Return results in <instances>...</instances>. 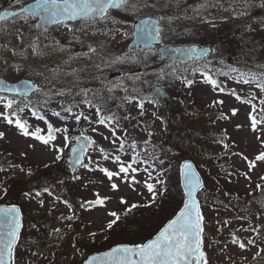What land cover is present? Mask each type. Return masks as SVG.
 <instances>
[{
	"label": "rangeland",
	"instance_id": "rangeland-1",
	"mask_svg": "<svg viewBox=\"0 0 264 264\" xmlns=\"http://www.w3.org/2000/svg\"><path fill=\"white\" fill-rule=\"evenodd\" d=\"M7 1L11 2L0 0V4ZM16 1L15 7L27 0ZM231 1L234 2L215 1L217 6L209 7L208 0H196L199 4L193 10L194 5L187 3L189 0H142L135 8L119 11L112 23L103 20L99 32L90 26L88 32L74 36L69 28L61 27L36 33L35 20L31 17L0 26V77L11 81L32 77L51 93L57 89H71L72 93H77L80 89L105 85L111 89L114 101L96 99L95 104L102 106L105 114L115 113L119 118L117 135L124 136L123 130L127 129L125 151L119 152V141L115 145L110 142L112 133L104 125L89 124L84 119L77 124L73 117L62 111L60 101H69V95H53L50 103L41 106L45 93H37L33 98L41 107L37 111L54 126L68 127L71 146L79 134H89L96 142L84 162L88 164L91 157L96 163L89 164V168L96 170L80 167L71 171L68 164L71 146L64 148L62 158L56 160L53 149L32 137L20 135L14 125H8L0 116V132L5 133L0 139V169H3L0 170V204L14 201L24 213L22 240L15 253L16 264H79L88 256L85 255L88 248L101 251L152 226H159L165 219L162 217L170 212L168 210L180 202L177 168L186 159L195 161L204 179L205 188L199 198L204 218L202 245L208 264H264V180L260 179L264 176V162L257 161L256 167L251 171L248 169V161L264 151L261 145L264 123L258 124V131H253L249 117L252 104L256 105L253 114L264 117V105L260 103L264 93L255 84L237 83L234 77L223 78L225 93L214 91L212 85L204 82L201 75L204 72L187 68L186 73L179 74L178 70L184 69L182 64L173 63L166 70L164 59L154 50H146L141 55H128L126 51L132 39V20L143 14H156L160 16L163 43L212 46V53L207 56V62H213L209 64L210 69L235 68L237 55H243L246 41L250 50L246 61L240 63L247 62L255 72L264 71L258 67L264 65V7H260L264 0ZM129 4H136V0H130ZM78 36L96 41V52L72 51L71 45L76 46ZM118 57L122 59L117 60ZM185 79L193 81L190 87L185 86ZM156 83L170 89L166 101L152 103L153 100H148L154 98L148 88ZM232 90L243 99L238 101L228 94ZM126 95L144 100L143 116H140L135 101L127 103L124 100ZM75 99L79 102L83 97L77 95ZM216 100H222L223 104L212 106ZM232 109H238L235 116ZM81 110L92 121L98 119L94 108L89 110L80 104L74 109ZM4 111L0 105V113ZM54 112H60L61 116L53 115ZM222 114L228 118H220ZM18 115L27 121L29 131L39 127L44 130L42 134L46 133L45 121L34 118L28 108ZM124 116L130 119L125 120ZM64 117L68 119L65 121ZM93 127L96 132L92 131ZM149 132L153 135L150 143L145 145ZM204 135H207L206 139H203ZM258 135L261 140L257 139ZM105 136L109 139L105 140ZM133 140L146 150L140 155L142 159L150 160L143 156L151 154L157 158L151 163L155 167L153 177L160 174L159 179L164 183L156 184L155 179L148 181L155 184L157 191L154 203L152 194L144 186L146 174L143 171L136 175L140 183L134 185L135 190L128 183L115 180L118 190L112 191L107 177L97 168L99 164L117 171L118 165L111 158L104 160L99 148L105 149L110 157L120 155L127 163L133 155L128 146ZM54 144L64 147L63 136L58 134ZM243 173H247L250 179H246ZM10 176L13 181L7 180ZM257 184L261 189H257ZM45 187L51 195L43 191ZM4 189L7 195H3ZM37 192L41 195L36 196ZM96 193L100 197H110L105 206L82 208L83 202L96 199ZM121 198L127 203H121ZM165 200L174 206L167 208ZM133 203L142 205L127 212L126 208ZM116 211H124L127 215L124 214L113 229H107V222L113 219L108 213ZM69 216L72 219H67ZM93 232L95 238L89 235ZM233 233L238 240L235 244L232 243ZM34 236L39 239L32 241ZM250 239L255 241L254 245L248 244ZM239 242L245 244L244 249L239 247ZM100 243L102 248L90 247Z\"/></svg>",
	"mask_w": 264,
	"mask_h": 264
},
{
	"label": "snow or ice",
	"instance_id": "snow-or-ice-1",
	"mask_svg": "<svg viewBox=\"0 0 264 264\" xmlns=\"http://www.w3.org/2000/svg\"><path fill=\"white\" fill-rule=\"evenodd\" d=\"M247 2V0H246ZM142 3V0H136V4H129V0H35V3L23 9L22 11H26L28 14L33 17L39 18V23L41 26H45L49 23L55 24H64L65 27H68L67 21L80 19L83 22L87 23L88 21L96 22L97 20H107L110 18L111 10H120L121 8H135L138 4ZM260 7H264V3L260 5ZM243 14V13H241ZM8 15L15 16L16 13H4L0 14V19H6ZM71 30V29H69ZM160 29L158 27H153L150 21H145L136 35L144 42L148 43L152 39L160 38ZM35 51V49H34ZM92 52H95V49H91ZM189 54H199V55H207L206 52H200L198 49L192 48L187 50ZM16 53L13 52V55ZM122 59L120 57L117 60ZM223 63V61H221ZM99 67V66H97ZM264 69V65L258 66ZM16 70L20 71V67L16 66ZM232 72L236 73L234 79L237 83L243 84H255L258 89L262 93H264V71L254 72L252 70L242 71L238 68H232ZM203 76L204 82L212 85L213 90H218L221 93H225V87L221 86L216 79H214L210 74H201ZM192 80L185 79V86L190 87L192 85ZM35 91L36 93H40L44 91L45 99L43 101V105H47L51 102V98L53 95L55 96H64L69 95L71 99L69 101H60V106L62 111L68 114V117H73L75 122L79 124L81 119H84L89 124H99L104 125L108 130L112 133L111 143L117 144L119 141V147L117 151L124 152L125 151V143L127 137V129H124V136L117 135V129L120 127L119 118L115 115V113L105 114L102 106L97 105L93 102L95 99L94 93H91L89 89H80L77 93H72L71 89L68 90H60L57 89L54 93L46 91L42 87H37L31 82H26L19 85H9L3 82H0V91L16 93L20 96L24 97V106H20V102L17 101L15 97L8 98L7 96L0 95V105L3 106L4 112L0 113V116L3 117V120L8 125H14L18 130L19 134L24 137H32L35 141L40 142L41 144L48 146L56 152V160H60L64 153V148L68 147L70 137L68 135L69 129L67 126L64 127H56L52 123L46 120V117L41 115L37 110L36 106L33 105L29 107L30 101H28V93L30 91ZM111 91V89H109ZM125 91H127L125 89ZM235 98L240 101L243 98L238 95L235 90H232L230 93ZM79 95L82 96L83 99L79 102L76 101L75 97ZM252 98L254 94H250ZM124 100L127 103L136 102L137 107L140 109V116L144 115V100L139 99L136 96H125ZM152 103H156V101H150ZM248 103L251 104V100H248ZM261 105H264V99L260 100ZM80 104H84L86 108L89 110L95 109V113L97 116L96 121H92L89 115H85V113L81 111H74V109H78ZM217 104L222 105V100L213 101V105ZM252 112L249 113V117L251 120V128L253 131H258V124L264 123V117L258 118L257 115L253 113L256 112V105L252 104ZM25 108L31 112V115L34 118L44 120L46 123V133L43 129L36 127L34 131H29V125L26 120H21L19 115L25 111ZM238 112V109H232L231 113L235 116ZM264 113V110H262ZM53 115L60 117V112H54ZM155 115V113H153ZM68 117H64L63 119L66 121ZM222 119H227L228 117L224 114L221 115ZM123 119H130L129 116H124ZM239 128L240 126L237 125ZM93 132H96L97 129L95 127L92 128ZM58 134L63 136L64 147H57L54 144V141L57 140ZM153 134L151 132L148 133L149 139L144 141L145 145L150 143L151 136ZM5 136L4 132H0V139H3ZM84 143L78 144V146L73 147L71 149L72 165H79L83 168H89V164L96 163L92 161L91 157L88 158V164L83 163L82 155L85 151L86 145L95 144V141L90 137L82 136ZM77 141L81 139V137L75 138ZM105 140H108L109 137L105 136ZM258 140H261L260 136H257ZM261 145L264 146V140H261ZM129 148L132 149L133 155L131 159L125 163L120 155H114L110 157V154L103 149L99 148V152L102 154L104 160H109L111 158L112 162L118 165L117 171H111L105 167H100L97 164L98 170L103 173L109 183L112 191L118 190V184L115 180H119L120 183H128L130 187L140 183L139 180L136 179V175L143 171L146 174V179L144 181V186L147 191L152 194V202H155V198L157 196V191L155 189V184L149 183V180L155 179L156 184L163 185L164 181L159 179L158 174L156 177H153V172L155 171V167L150 163V160L142 159L140 153L136 151L137 145L135 140L128 145ZM29 147L34 148V145H29ZM227 147V145H225ZM146 152V150H145ZM147 154V153H146ZM22 155H25L22 153ZM150 155V154H148ZM242 155V154H241ZM151 159H155V157H151ZM245 160H248L247 157H243ZM264 162V151H261L259 154L255 156V159L252 161H248V169L251 171L254 167H256V162ZM163 163V161H160ZM146 165L141 168H137L134 165ZM47 167V165H46ZM151 169V171L149 170ZM3 170V169H0ZM96 169L89 168V171H93ZM23 171V169H21ZM29 174H31L29 172ZM246 179H250L247 173H243ZM182 176L184 177L185 187L187 189L186 195L187 200L184 202L183 208L176 214L173 219H170L154 236V238L148 239L146 242L136 243V244H119L115 247H112L110 250L103 252L96 256H90L88 259L84 261V264H208L206 258V252L203 250L202 246V221L203 217L201 215V211L196 200V190L200 186L199 177L193 171V164L191 162L185 161L182 165ZM79 179V177H75ZM261 180H264V176L260 177ZM257 189H261V185H256ZM44 192L52 193L49 191L47 187L44 188ZM3 195H7V190L4 189ZM36 196H40L41 193L37 192ZM96 199L85 201L81 204L82 208L91 209L96 206H105V201L110 199V197H100L99 193H96ZM25 196H30L29 193H25ZM58 199V198H57ZM67 204V201H65ZM121 203L126 204L123 198H121ZM41 206L43 205V200L40 201ZM70 207V205H69ZM139 205L133 204L128 209L127 212H130L133 208H137ZM108 215L113 219H110L107 224V229H113L114 226L117 225V222L120 220V216L116 212H109ZM67 219H72L71 216L67 217ZM228 222L225 221V224ZM21 228L20 222V209L16 205L3 206L0 205V264H15V246L16 242L19 238ZM219 230V229H218ZM244 231H248L249 229H243ZM252 231H258V229H251ZM90 237L95 238L96 233H89ZM232 243H237L238 240L235 238V233H233ZM248 244H255L254 240H249ZM239 247L241 249L245 248V244L243 242H239ZM259 253H257L258 255Z\"/></svg>",
	"mask_w": 264,
	"mask_h": 264
},
{
	"label": "water",
	"instance_id": "water-1",
	"mask_svg": "<svg viewBox=\"0 0 264 264\" xmlns=\"http://www.w3.org/2000/svg\"><path fill=\"white\" fill-rule=\"evenodd\" d=\"M35 3V1L34 2H31V3H29V4H27L24 8H22V9H19V10H6V9H3V8H0V14H4V13H13V12H15V13H18V12H20V11H22L23 9H26L27 7H29L30 5H32V4H34ZM26 12V11H25ZM12 15H8L7 16V18H9V17H11ZM0 20H2V19H0ZM158 20H159V17L157 16V17H153V16H146V17H143V18H140V19H138L136 22H135V30H134V39H133V41L130 43V45H129V49H137L138 47H140V46H143V47H155L156 45H157V43H158V41H159V39H152V40H150L147 44L146 43H144L139 37H138V35H136L137 33H139V31H140V29H141V27H142V25H143V23L145 22V21H150L151 23H152V25H153V27L155 28V27H158L159 29H160V25L158 24ZM53 24H55V23H49V24H47V25H53ZM37 25L38 26H40V27H42L41 26V24L39 23V21L37 22ZM46 26V25H45ZM192 48H195V49H198L200 52H206L207 53V55L209 54V53H211L212 52V48L210 47V46H205V47H202V46H200V45H197V44H192V45H160L159 47H158V51L160 52V54L163 56V57H165L166 58V61H165V64L166 65H168V64H170V63H172V62H174V61H187V60H189V59H191V58H203V57H205V56H207V55H199V54H195V53H193V54H189L188 53V51L187 50H189V49H192ZM0 82H3V83H6V84H9V85H19V84H23V83H26V82H31V83H33V81H31V80H29V79H21V80H19V81H17V82H15V83H12V82H10V81H8V80H5L4 78H0ZM34 84V83H33ZM35 85V84H34ZM34 91V90H33ZM153 91H154V94L158 97V98H161V99H163V98H165L166 96H167V91L163 88V86H161V85H155L154 87H153ZM31 92L32 91H30L29 93H28V95H30L31 94ZM0 93H10V92H5V91H0ZM78 137H81V139L79 140V141H77V145L76 146H78V144H83L84 143V141H83V138H82V136H78ZM87 137H89V136H87ZM75 146V147H76ZM92 146V144L91 145H86L85 146V150L86 149H88V148H90ZM85 152V151H84ZM71 157H70V162H71V158H72V152H71ZM83 157H84V153H83V155H82V160H83ZM186 161H188V162H191L192 164H193V171L196 173V175L199 177V180H200V186H199V188H197V190H196V193H195V195H196V200H197V202H198V205H199V208H200V202H199V200H198V198H197V193H198V191L203 187V181H202V177H201V175H200V173H199V171L197 170V168H196V165H195V163L193 162V161H191V160H186ZM184 164V163H183ZM182 164V165H183ZM79 165H72L71 163H70V168L72 169V170H74L76 167H78ZM181 169H182V167H181ZM181 174H182V172H181ZM182 185H183V188H184V192H185V201L187 200V195H186V192H187V189H186V187H185V182H184V177L182 176ZM3 206H10V205H3ZM184 206V205H183ZM18 207V206H17ZM19 208V207H18ZM183 208V207H182ZM181 208V209H182ZM20 209V208H19ZM180 209V210H181ZM179 210V211H180ZM178 211V212H179ZM200 211H201V208H200ZM176 216V215H175ZM174 216V217H175ZM173 217V218H174ZM172 218V219H173ZM20 222H21V226H22V212H21V210H20ZM21 229V228H20ZM154 238V237H153ZM18 240H19V238H18ZM18 240H17V242H18ZM17 242H16V244H17ZM131 245V244H130ZM117 246V245H116ZM115 247V246H114ZM110 250V249H109ZM108 251V250H107ZM104 252H106V251H104ZM101 253H103V252H100V253H94V254H92V255H90V256H96V255H99V254H101ZM89 256V257H90ZM88 257V258H89ZM84 264V263H83Z\"/></svg>",
	"mask_w": 264,
	"mask_h": 264
},
{
	"label": "trees",
	"instance_id": "trees-1",
	"mask_svg": "<svg viewBox=\"0 0 264 264\" xmlns=\"http://www.w3.org/2000/svg\"><path fill=\"white\" fill-rule=\"evenodd\" d=\"M187 3H189L190 5H194V6H192V9L194 10L195 9V5H197V4H199V3H197L196 2V0H189V2H187ZM212 5V4H211ZM248 43V42H247ZM249 50H250V48H248V47H245L244 46V48H243V55L242 56H240L238 59H244V61H246V57H248V53H249ZM195 69H196V71L197 70H199V69H201L198 65L195 67ZM244 70H246V71H248V70H252V71H254L255 72V68H253L252 66H250V65H248L247 64V62L246 63H244ZM206 71H207V69H206ZM206 136L207 135H204L203 137V139H206ZM9 180H14V179H9ZM176 185H177V188H178V193H179V195H180V202L179 203H177V205H175L174 206V204H169L168 202H166V200H165V205L167 206V208H171V206H174L172 209H169L168 211H170V212H168L166 215H164L163 217H162V219L163 218H165L160 224H159V226H152L151 227V229H149V230H144L142 233H140L139 235H135V236H133V237H130V238H128L127 240H124V241H118V242H116V243H122V242H129V243H141V242H144V241H146L147 239H149L152 235H154L162 226H163V224L171 217V216H173L175 213H176V211L181 207V205H182V203H183V194H182V191H181V187H180V180H179V168H177V180H176ZM11 189H13V188H9V190H11ZM140 206V205H139ZM138 208V207H137ZM137 208H133V209H137ZM132 209V210H133ZM138 214H140L139 212H137ZM124 214L125 215H127V213H123L122 215H120V217H123L124 216ZM102 244L100 243L99 245H91L90 247H95V248H102ZM36 247V246H35ZM87 249V248H86ZM87 251H91L90 250V248H88L87 249ZM92 251H94V250H92Z\"/></svg>",
	"mask_w": 264,
	"mask_h": 264
},
{
	"label": "flooded vegetation",
	"instance_id": "flooded-vegetation-1",
	"mask_svg": "<svg viewBox=\"0 0 264 264\" xmlns=\"http://www.w3.org/2000/svg\"><path fill=\"white\" fill-rule=\"evenodd\" d=\"M111 15V13H110ZM103 21V20H102ZM101 20H97L96 22L88 21L87 23L83 22L82 20H76V21H67L66 23L68 24V27H65L64 24H58L53 27H49L46 30L47 31H53L55 28L59 27H64L66 29H71L73 34H82L85 32H88L90 30V26L93 28V31L99 32V27L102 22ZM107 22H111L110 19H107ZM79 40L76 42V46H72V50L75 51L76 53H90L92 52L91 49H96L97 47V42L93 40H85L81 39L78 36Z\"/></svg>",
	"mask_w": 264,
	"mask_h": 264
}]
</instances>
